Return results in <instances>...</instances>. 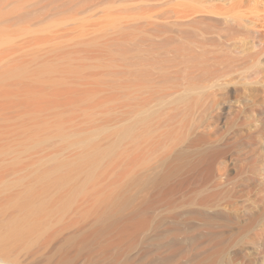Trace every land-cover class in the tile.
<instances>
[{"label":"rangeland","instance_id":"374dc122","mask_svg":"<svg viewBox=\"0 0 264 264\" xmlns=\"http://www.w3.org/2000/svg\"><path fill=\"white\" fill-rule=\"evenodd\" d=\"M173 227L264 264V0H0V264H153Z\"/></svg>","mask_w":264,"mask_h":264},{"label":"bare ground","instance_id":"6f19581e","mask_svg":"<svg viewBox=\"0 0 264 264\" xmlns=\"http://www.w3.org/2000/svg\"><path fill=\"white\" fill-rule=\"evenodd\" d=\"M213 155L216 157V153ZM213 155H210V157L208 155L196 161L191 169L183 172V175L180 178L172 181L165 180L154 194V199H162L175 195L183 187L190 184V182L193 181V176L194 178L197 176L196 174L205 175L206 173V175L210 176L213 173L212 168L214 169L213 162L215 160L213 161L212 159H215V157ZM111 225L112 224L108 225L106 229L108 230ZM114 227L110 229V231L113 233V245L117 249L123 250L128 246L130 241L135 239V236L130 230V227ZM196 230L200 231V229L198 230V228H196ZM210 233L212 234V236L210 234H207L208 237L206 236V234L203 235V233H201L200 235H198L197 233V235H194V233H192L190 235V232L186 228H170L164 235L158 237V240L162 243V246L160 247V249H158L159 251L157 252H162L165 256H158L153 260V264H183V261L185 260L186 262L184 264H215V258L220 251V237L217 233ZM209 235L211 237H209ZM91 238L93 237H90V239ZM123 251L124 253L126 252L125 250ZM152 251H146L143 257L147 260H150L151 255L156 254ZM109 254L111 253H107V255ZM117 261V264H122L120 260ZM136 261L138 260L134 259L123 264H131V262L134 263Z\"/></svg>","mask_w":264,"mask_h":264}]
</instances>
